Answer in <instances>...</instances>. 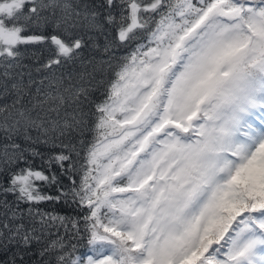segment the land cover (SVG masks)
I'll return each instance as SVG.
<instances>
[{
	"label": "snow or ice",
	"instance_id": "snow-or-ice-1",
	"mask_svg": "<svg viewBox=\"0 0 264 264\" xmlns=\"http://www.w3.org/2000/svg\"><path fill=\"white\" fill-rule=\"evenodd\" d=\"M18 262L264 264V0L0 2V264Z\"/></svg>",
	"mask_w": 264,
	"mask_h": 264
},
{
	"label": "trees",
	"instance_id": "trees-1",
	"mask_svg": "<svg viewBox=\"0 0 264 264\" xmlns=\"http://www.w3.org/2000/svg\"><path fill=\"white\" fill-rule=\"evenodd\" d=\"M6 1H8V0H0V2H6ZM35 31H36V34H40L38 30H35ZM51 32H52V29L51 28H47L45 30L44 34H50ZM29 34H31V33H29ZM105 35H107L109 37V39L114 38L116 36V29L112 28V27H109V30H108V32L105 33ZM140 42L143 43L144 41H140ZM92 43H93L92 41L88 42V47L84 49V55L85 56L96 55L97 58H100L98 53H102V47L100 49H92ZM95 43H97V44L102 46L104 44V36H97V39H96ZM21 51H24V52L30 54L32 52H41V51H43V49H41L39 46H31V45H29L27 47H22ZM128 51H130V48H122L119 54L120 55H124ZM46 59H47V52L45 51L44 55L40 58L39 62L43 63ZM24 63L25 64H30V65H33V66H38V65L34 64L33 59L31 58L30 55H26ZM68 68H70V66L66 65L64 69H61V71H65ZM108 78L109 79L112 78L111 73H109ZM101 91H103V89ZM104 98L105 97L103 95H101V93L99 91L93 93L92 99L96 103H99V102L103 101ZM92 111L95 112V108L94 107L92 108ZM94 135H96V133H94L92 131H88L85 134V136L83 137V139H85L86 141H92ZM38 147H39V150L42 151V152H56V153H58L60 151L59 148H54V149L53 148H46L43 145H40ZM29 159H32V158L29 157ZM34 165L37 166V167H39L41 165V161H40L39 158H36L34 160ZM24 166L25 165H23V164L19 165V167H24ZM53 170L56 171L59 174L58 166H54ZM61 179H62V181H63V183L65 185L68 184V180H67L66 177H61ZM44 191L46 193L50 194V195H53V196L59 194L58 191H57L56 186H52L50 188H45ZM12 199H14V197L13 196H9V200H12ZM23 207H27V205H23ZM39 207L42 210H44V211H49V212L55 211V212H58L60 214H65V215L82 216V215L87 214V213L81 212L79 210H73L72 208H69L67 205H64L62 202L61 203L45 202V203H41L39 205ZM82 236L84 238H82V239H73L71 242L76 245L75 256L86 257L87 255H91L92 253L90 252V245L87 242V236L84 235L83 233H82ZM9 255H10V253H9ZM38 258H39L38 256H33L34 260L38 259ZM18 264H19V262H18Z\"/></svg>",
	"mask_w": 264,
	"mask_h": 264
}]
</instances>
